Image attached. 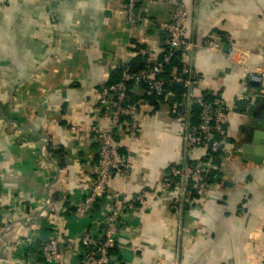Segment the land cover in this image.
Returning <instances> with one entry per match:
<instances>
[{"label": "crops", "instance_id": "1", "mask_svg": "<svg viewBox=\"0 0 264 264\" xmlns=\"http://www.w3.org/2000/svg\"><path fill=\"white\" fill-rule=\"evenodd\" d=\"M180 1L187 39L201 44L213 32L228 34L249 66H264V0ZM139 3L146 19L132 26L124 0H0V259L7 264H47L40 245L52 236L64 264H80V238L100 228L112 193L133 203L146 191L139 209L123 214L113 264H264V88L227 62L228 42L220 52L199 46L182 56L211 78L198 94L235 105L205 201L191 198L176 214L178 189L159 191L169 167L208 155L178 136L174 95L146 102L139 139L119 137L115 145L130 153L129 177L114 174L112 193L93 218L74 217L98 175L96 145L66 127H105L97 120L101 85L115 80L118 68L162 52L160 24L171 21L172 7L167 0ZM241 93L259 97L237 101Z\"/></svg>", "mask_w": 264, "mask_h": 264}, {"label": "built area", "instance_id": "2", "mask_svg": "<svg viewBox=\"0 0 264 264\" xmlns=\"http://www.w3.org/2000/svg\"><path fill=\"white\" fill-rule=\"evenodd\" d=\"M124 1L123 14L132 26H137L146 19L139 0ZM167 1L172 7V19L160 24L163 35L161 55L156 58L149 57L142 70H134L130 65H124L118 81L101 85L97 120L105 122V127L97 124L86 128L79 125L66 127V131L71 134L89 135L90 142L96 145L98 175L84 189V198L75 208L74 217L79 220L94 217L99 201L110 192L108 184L114 174L124 179L129 177L132 159L129 152L119 155L116 151L117 138L124 137L131 142L138 140L142 129V108L151 99L166 100L169 96H174L170 91L174 84L181 85L184 89L182 98L171 105V116L179 123L178 136L184 140L189 150L205 148L208 155L205 160L169 167L159 191L165 193L172 188L178 189L172 206L176 214L183 212L184 205L191 196L194 195L193 198L199 202L207 198L211 188L208 176L213 169L214 155L225 151L229 141L227 117L235 109V105H230L213 93L198 94L196 90L199 86L211 78L193 70L189 64L182 61V56L193 52L199 46L211 52H220L223 44L228 42L227 62L245 67L249 77H259L264 88L263 65L249 66L247 52L235 46L228 34L213 32L201 44L187 39L184 35L189 19L187 11L180 0ZM178 58L180 65H174ZM257 96L258 94L252 96L241 93L236 100H251ZM147 193L149 192L137 195L133 203L124 202L116 193H112V207L105 215L100 228L89 229L80 238V264H113L111 252L118 245L124 225L123 214L127 210H138V205L145 201ZM41 252L47 264H64L65 257L59 251L58 239L55 236L43 242ZM0 264L7 262L0 259Z\"/></svg>", "mask_w": 264, "mask_h": 264}, {"label": "trees", "instance_id": "3", "mask_svg": "<svg viewBox=\"0 0 264 264\" xmlns=\"http://www.w3.org/2000/svg\"><path fill=\"white\" fill-rule=\"evenodd\" d=\"M180 57V56H179ZM179 60H180V58H178L177 60H175L174 61V65H180V62H179ZM146 61H147V58H142V57H140V58H138L137 59V61H135L133 64H131L130 65V67L132 68V69H134V70H142V69H144L145 68V66H146ZM139 62V63H138ZM141 63V64H140ZM121 71H122V69L121 68H118V71H117V75H118V77L115 79V80H110V82H116V81H118L119 79H120V75H121ZM170 72V69H168V73ZM170 91H172V93H174V95H176L177 96V98H176V101H179L181 98H182V96H183V94H184V89H183V87L181 86V85H176V84H174L172 87H170ZM151 100H156V99H151ZM119 155H123V154H119ZM220 156H221V154L219 153V154H215L214 155V160H213V162H212V164H214V163H220ZM96 161H97V155H96ZM215 173H216V171L215 170H212V172L210 173V175L208 176V183L209 184H212V183H214V179H215ZM96 178H97V176H96ZM192 198L193 197H195L194 195L193 196H191ZM186 207V204L184 205V208ZM183 208V209H184ZM74 211H75V209H74ZM40 247L42 248V246L40 245ZM117 248V247H116ZM116 248L111 252V253H114L115 251H116Z\"/></svg>", "mask_w": 264, "mask_h": 264}, {"label": "water", "instance_id": "4", "mask_svg": "<svg viewBox=\"0 0 264 264\" xmlns=\"http://www.w3.org/2000/svg\"><path fill=\"white\" fill-rule=\"evenodd\" d=\"M254 84H255L256 86H258V85L260 84V82H254ZM58 178H59V171H58ZM56 199H57L56 196H53V197L50 198V202H53V201L56 200Z\"/></svg>", "mask_w": 264, "mask_h": 264}]
</instances>
